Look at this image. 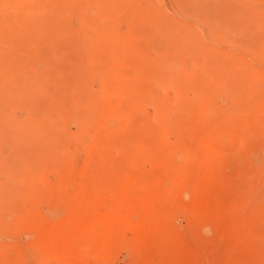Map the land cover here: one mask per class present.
I'll return each mask as SVG.
<instances>
[{
    "label": "rangeland",
    "instance_id": "obj_1",
    "mask_svg": "<svg viewBox=\"0 0 264 264\" xmlns=\"http://www.w3.org/2000/svg\"><path fill=\"white\" fill-rule=\"evenodd\" d=\"M140 54L165 76L130 108ZM123 196L145 254L105 264H264V0H0V264H94Z\"/></svg>",
    "mask_w": 264,
    "mask_h": 264
},
{
    "label": "bare ground",
    "instance_id": "obj_2",
    "mask_svg": "<svg viewBox=\"0 0 264 264\" xmlns=\"http://www.w3.org/2000/svg\"><path fill=\"white\" fill-rule=\"evenodd\" d=\"M130 11H132L133 16H136L138 18L142 17V15L143 14L145 15V13H146V10L142 5H137L135 7H131ZM164 25L162 24V22H160L158 20L155 23V27L154 26L149 27L148 25H146V26L138 25L137 27L140 29V32L141 31H147V32L151 31L152 34L154 32L158 35L161 33V38H162L163 37L162 29H163V32L165 31ZM165 42H167L166 32H165ZM157 48L162 49V43L161 42L158 43ZM164 66H165V64H164V62H162V60H158L157 62L154 63V65H152L146 60V57L144 54H140L139 61H138V71L136 72V75L133 78V81H131L130 79L129 80L131 82L126 81V80H125L126 82L121 81V83L118 85V87L116 89H114L115 92H117L119 95L120 94L123 95V97H124L123 104L130 107V108H134V107H136L137 103L144 101L147 98L146 95L148 92L146 81L151 76H157L160 79H163L165 76ZM118 81H120V80L118 79ZM114 90H113V92H114ZM83 95H85V91L83 89L79 90L76 98L78 100H84V99L88 98V96H90L88 94V92L86 94V97H84ZM89 99H91V96L89 97ZM57 100L58 99H56V101ZM55 104H57V103H55ZM100 104L102 106H105V107L110 106V102L105 100V99H103V100L101 99ZM59 105H60V103H59ZM139 129H140V127H138L137 123L133 122L131 127L126 130L127 132H125V134H124V136L126 135L125 138H127V139L129 138V140L131 142H133V140H137L138 136H139V132H140ZM121 142H122V140H121ZM121 142H119L118 144L120 145ZM163 149L164 148H162L161 140L156 138V140L154 141V143L152 145V151L154 153L156 151L157 152L159 151V153H160V152H162ZM116 199L118 200L117 204L119 203L121 206H123V205L126 206V207H124V206L121 207L118 204L119 205L118 208L119 209L125 208V211L121 212L116 208L110 214L98 216L96 222H94L92 225H90L88 231L84 233L85 238H87L88 242L91 243L90 246H92V248L94 249V250H92L94 253V258H93L94 264L108 263V261L112 260L114 253L117 252L116 250L119 247L123 248V249L126 248L127 250L132 251L131 254L134 252V256L136 259H140V258L144 257L145 252L143 251L144 247H143L142 241L137 237L130 239V240H126V238L124 236L125 235L124 233H126L127 230L134 228L135 224L133 223V219L131 217V214L138 211L139 209H137V207L139 208V206L138 205L135 206L133 203H131L130 197L128 198L126 196H123V197H118ZM84 236H83V238H84ZM199 244L203 245L202 243H199ZM218 245L221 247V249L223 251V253H222L223 255L224 254L226 255L228 253H232L227 249L228 244H226L225 239H220L218 243L214 244V246L217 248H218ZM68 247L69 246H65L64 247L65 249H60L56 252H54V251H48V252L50 254L52 253L51 256L56 255V253L58 255V252L61 253V255L63 256L64 255L63 251L64 250L67 251ZM213 250H216V248ZM65 251H64V253L67 255V252H65ZM216 251H218V250H216ZM45 254H46V257H48L47 253H45ZM91 254L88 258L93 257L92 256L93 254L92 255ZM216 254L219 255V253H217V252H216ZM61 255H59L58 259L59 258L61 259ZM235 255H236V253H235ZM70 257L73 258V259H70V262H71L70 264H81V262H82V260L80 262L81 257L79 259L74 258L73 256H70ZM77 257H79V256H77ZM49 258H51V257L49 256L47 259H49ZM58 259L57 260L55 259L56 260L55 264L56 263L58 264L59 261H61L60 259L58 261ZM85 259L86 258H84V260ZM51 260H52V258H51ZM86 261H88V259L85 260V262ZM192 261L195 264H200L203 261V257L201 255L193 254ZM85 262L82 264H85ZM236 262H238V261H236ZM52 263H53V260H52Z\"/></svg>",
    "mask_w": 264,
    "mask_h": 264
}]
</instances>
